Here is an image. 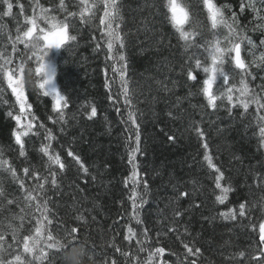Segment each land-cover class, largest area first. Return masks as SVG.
<instances>
[{"label":"trees","instance_id":"trees-1","mask_svg":"<svg viewBox=\"0 0 264 264\" xmlns=\"http://www.w3.org/2000/svg\"><path fill=\"white\" fill-rule=\"evenodd\" d=\"M13 1L17 6V0ZM185 2L192 6L193 22L206 25L205 13L197 7L198 0ZM218 2L231 3L234 10H238V0ZM22 3L24 13L31 15L29 0H22ZM41 3L54 5L56 0H41ZM163 3L164 0L120 2L121 30L126 45L121 51L126 56V79L142 150L136 155V165L139 179L146 180L149 185L147 191L142 185L138 189L144 193L145 202L133 205L130 198L133 164L129 162V152L130 146H134L137 129L128 119L129 108L122 96L117 95L121 91L119 76L112 72L113 62L107 59L98 18L89 26L73 21L76 28L72 34H77V41L56 54L50 53L56 63V86L70 99L69 107L62 109L66 122L58 121L52 98H42L33 80H29L26 94L37 117L34 122L37 128L33 131L39 134L24 138L25 157L19 156V147L14 144L13 132L17 127L8 115L10 110L18 113V106L13 107L15 98L6 84H0L6 89L0 95L8 101H0V149L26 189H21L19 181L10 173L0 171V187L5 190L4 197H0V230L8 233L3 225L10 220L19 224L12 219L16 214L24 216L21 235L29 234L36 221L42 219L36 211L37 203L42 205L47 200L48 215L53 220L49 228L54 235L63 237L65 229L61 223L69 229L78 227L77 247L82 244L93 256L91 260L85 256L84 264H105V261L110 264L111 259L125 264V257L116 252L115 247L138 256L139 264H144L147 250L155 247H164L165 253L154 258V264H190L193 259L197 264H258L251 260V255L257 251L258 225L264 221V211L260 208L264 202V183L258 186L257 179L264 178V145L257 134L255 108H249L248 113L242 115V108H231L226 101H218L220 106L216 110L207 106L199 85L187 79L185 73L192 66L188 62L191 53L184 51L183 42L165 19ZM3 10L0 4V11ZM13 17L15 19L10 21ZM13 17L3 19V25L14 37L17 21L23 23L20 10H14ZM242 19L248 23L251 14ZM77 29L82 30L78 32ZM248 34L257 43L264 38L259 31ZM6 43L8 46L7 36L2 38L1 35L0 47ZM97 43L101 45L99 49ZM17 47L25 51L23 45ZM8 51L11 52V44ZM246 59L251 61L252 57L246 55ZM28 66L34 68L35 64L30 62ZM259 83V79L254 82ZM93 106L97 115L89 119ZM41 123L52 131L53 140L44 139L45 130L38 128ZM197 127L204 132V140L196 134ZM170 136L174 139H169ZM205 141L208 154L224 173L222 185H231L234 189L223 205L215 199L220 194L214 183L217 174L203 159ZM46 144H50V151L59 154L66 164L63 171L51 166L57 172L56 186L51 184L47 158L39 151ZM69 150L81 158L87 174L67 155ZM24 167L30 168L28 176L22 172ZM34 172L39 173V178L33 176ZM39 183H44V189L35 187ZM184 191L190 195L180 196ZM27 192L37 197L31 207L26 206L29 203L25 200ZM8 199L15 203L7 204ZM245 201L250 209L245 217L231 220L220 215L229 209L238 211L239 203ZM21 208H24L23 213ZM77 216L84 219L77 220ZM137 218L141 223L136 222ZM129 227L140 238L147 230L149 240L143 242L146 251H139L136 238L131 242L124 239ZM7 238L12 239L10 235ZM184 243L199 247L201 255L188 256ZM240 251L246 252L243 260L235 258ZM50 256L56 257L54 264H69L61 252L50 250ZM128 264H132L131 258Z\"/></svg>","mask_w":264,"mask_h":264},{"label":"snow or ice","instance_id":"snow-or-ice-1","mask_svg":"<svg viewBox=\"0 0 264 264\" xmlns=\"http://www.w3.org/2000/svg\"><path fill=\"white\" fill-rule=\"evenodd\" d=\"M121 0H56L54 5L45 6L41 0H29L31 15L24 13V4L17 0V6L20 14L23 16V23L17 21L15 28V36L6 26L0 24V35L7 36L8 42L11 44V52L8 51L7 43L0 47V84H6V88L10 89L11 95L15 98L13 107L18 106V113L14 114L9 111L8 115L15 120L17 130H14L13 136L15 143L19 146V156L25 157V137L38 135L36 115L32 112V105L29 103L26 89L29 84V76L33 77L35 86L42 91L43 96L51 97L53 101V111L58 113V121H65V112L70 104V99L57 90L54 78L56 75L53 67L50 53L53 50L66 49L77 41V34H72L76 24L89 26L94 24L98 18L101 36L104 38V45L107 48V59L112 61L111 70L119 76L121 91L117 93L122 96L123 102L129 108L128 119L136 127L137 132L134 140V146H130L129 162L133 164L131 179L133 187L131 196L133 205H142L144 201V193L138 189L142 185L145 191L149 185L146 180L139 179L138 165H136V155L141 153L139 125L136 121V113L130 96L128 87L129 81L126 79V56L121 51L125 48V39L122 34L121 26L123 16L120 8ZM4 10L0 11V21L5 17H13V0H0ZM163 7L165 9V19L171 24L174 32L178 35V39L183 42L185 52H190L188 62L192 65L186 71L188 80L196 82L199 85V91L207 102V106L216 110L220 105L219 102L226 101L231 108H242L245 115L249 108H255L256 120L258 127V137L261 145H264V38L259 42L255 41L248 33L249 31H259L264 37V0H238V10H234L231 3L220 4L218 0H198L197 7L200 12L205 13L207 24L201 22H193L192 6L185 0H164ZM102 11V15L98 16V12ZM251 14V20L245 23L242 17ZM15 19V17H13ZM248 24L252 27L249 28ZM205 28L207 32H205ZM82 29H77L81 31ZM23 45L25 51L17 47ZM101 47L97 43L96 48ZM257 50L259 54L257 55ZM19 53L17 56L16 54ZM251 56V61L246 59V55ZM26 57V58H25ZM18 61V63L14 62ZM35 64V67H29V63ZM123 62V63H122ZM255 69V71H253ZM202 74V75H201ZM238 77V82H237ZM259 79V84H254ZM114 83V81H113ZM106 86H109L106 84ZM6 89L0 86V93H5ZM39 94V93H38ZM238 94V95H237ZM0 101L8 103L3 95H0ZM231 112V109H229ZM97 115L96 107H91V115L89 119ZM49 119H52L49 117ZM24 121H28L25 123ZM56 121H54L55 123ZM39 129L45 130L46 140H53L54 136L51 130L45 128L44 124L38 125ZM196 134L204 140V132L197 127ZM169 139H174L170 136ZM203 147L206 149L203 157L207 162V166L217 175L214 178L215 188L220 194L216 195V201L223 205L228 199V194L234 189L231 185L224 186L222 181L225 179L224 173L213 162V158L208 154V144L205 141ZM51 145H42L39 151L47 158L49 175L51 176V184L57 185V172L52 170L51 166H57L61 171L66 168L65 162L59 154H53ZM67 155L79 165L85 174L88 173L87 167L81 161V158L72 151H68ZM0 171H6L19 181L21 189H25L23 180H19L16 169L12 166L9 159L4 158L3 150L0 149ZM22 172L28 176L29 167H24ZM33 176L39 178V173L34 172ZM47 182V177L44 178ZM259 183H264V178H257ZM35 187L44 189V183H39ZM26 190V189H25ZM5 190L0 187V197H4ZM182 197H188L187 191L179 194ZM37 197L32 192H27L25 200L29 203L27 207H31V202ZM264 201V197H262ZM15 203L12 199L7 200V204ZM199 207V205H196ZM255 206V205H254ZM260 208L264 211V202L260 204ZM36 211L40 212L42 219L36 221V226L29 234H23L24 216L13 214L12 219L18 220L19 224L8 221L3 227L9 230L8 233L0 230V264H54L56 257L50 256V250L61 252L63 259L69 261V253L74 249L83 248V256L93 259L81 244L77 247L79 237L77 226H71L70 229L61 223V227L65 229L63 237L54 235L49 226L53 224V220L49 217L50 211L47 200L41 205L37 203ZM247 202H240L238 211L229 209L222 212L225 219L236 220L237 216L245 217ZM24 212V208L20 209ZM180 215V213H177ZM77 220H83L82 216H77ZM46 222V223H45ZM136 222L141 221L137 218ZM254 227V226H253ZM172 231L173 229H169ZM259 242L257 251L251 255V260L264 264V221L258 225ZM8 235L12 237L8 240ZM133 238L137 239L139 251L144 252L143 242L149 240L148 232L145 229L142 238L137 236V232L132 227L128 228V235L125 240L131 242ZM19 242V247H17ZM71 246V247H69ZM188 256L198 257L201 255V249L184 243ZM115 251L125 257V264H128V258H131L132 264H139V257L132 255L129 251H122L121 248L115 247ZM148 256L144 264H154V258L162 257L165 253L164 247H155L154 250H147ZM246 252L240 251L235 254V258L243 260ZM233 257H226L232 259ZM105 264H108L105 261ZM110 264H118L115 259H111ZM190 264H197V260L193 259Z\"/></svg>","mask_w":264,"mask_h":264},{"label":"clouds","instance_id":"clouds-1","mask_svg":"<svg viewBox=\"0 0 264 264\" xmlns=\"http://www.w3.org/2000/svg\"><path fill=\"white\" fill-rule=\"evenodd\" d=\"M33 77L30 75L29 80ZM69 255V264H84L83 248L74 249Z\"/></svg>","mask_w":264,"mask_h":264},{"label":"bare ground","instance_id":"bare-ground-1","mask_svg":"<svg viewBox=\"0 0 264 264\" xmlns=\"http://www.w3.org/2000/svg\"><path fill=\"white\" fill-rule=\"evenodd\" d=\"M20 3H22V0H20L19 1ZM13 4H14V1H13ZM14 10H20L19 9V7L18 6H16V5H14V7H13V12H14ZM19 14V13H18ZM17 14V15H18ZM16 15V16H17ZM15 16V17H16ZM3 19H8L7 17H5V18H3ZM3 19H2V21H0V24H2L3 25ZM21 19H23V16L21 15ZM10 21H13V18H11V19H9ZM8 20V21H9ZM1 36V35H0ZM3 37H5V35H2V38ZM9 44H8V46L10 45V42H8ZM51 63H52V65H53V67L55 68V71H56V63H55V61H53V60H51ZM55 80H57V78H56V75H55V78H54ZM56 82V81H55ZM37 93H39V95L42 97V98H44V99H48V98H50V97H45V96H43V93H42V91L41 90H38V92ZM25 123H27L28 121H24ZM14 144L16 145V146H18L16 143H15V138H14ZM19 147V146H18Z\"/></svg>","mask_w":264,"mask_h":264},{"label":"water","instance_id":"water-1","mask_svg":"<svg viewBox=\"0 0 264 264\" xmlns=\"http://www.w3.org/2000/svg\"><path fill=\"white\" fill-rule=\"evenodd\" d=\"M61 49H59V50H53L52 52L53 53H55V52H59ZM55 83V82H54Z\"/></svg>","mask_w":264,"mask_h":264}]
</instances>
